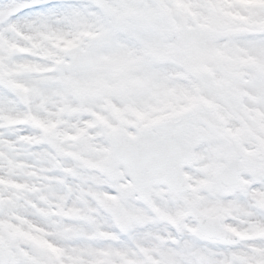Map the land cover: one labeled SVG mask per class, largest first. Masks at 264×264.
I'll use <instances>...</instances> for the list:
<instances>
[{
    "label": "snow or ice",
    "instance_id": "6c2138e0",
    "mask_svg": "<svg viewBox=\"0 0 264 264\" xmlns=\"http://www.w3.org/2000/svg\"><path fill=\"white\" fill-rule=\"evenodd\" d=\"M0 264H264V0H0Z\"/></svg>",
    "mask_w": 264,
    "mask_h": 264
}]
</instances>
